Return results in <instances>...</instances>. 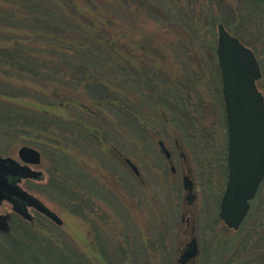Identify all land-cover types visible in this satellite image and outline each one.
I'll use <instances>...</instances> for the list:
<instances>
[{"label": "trees", "instance_id": "16d2710c", "mask_svg": "<svg viewBox=\"0 0 264 264\" xmlns=\"http://www.w3.org/2000/svg\"><path fill=\"white\" fill-rule=\"evenodd\" d=\"M99 2L103 7L94 0H0V133L37 149L45 158L47 173L40 193L63 197L65 205L72 204L74 212L81 213L90 211L93 187L99 185L83 170L84 157L107 170L104 149H119L122 135L145 134L143 121L149 117L140 112L149 103L152 113L164 108L171 112L170 119L161 117L164 128L180 122L186 136L195 128L198 140L209 142L208 126L197 117L202 99L194 93L206 80L201 59L207 58L216 68L214 49L203 44L202 24L215 36L216 25L222 23L253 51L261 71L259 56L264 55V0H236L228 11L223 0ZM215 4L220 17L211 15ZM204 10L211 15L208 21L201 18ZM141 11L150 13L149 19L155 15V22L176 36V46L173 42L164 45L177 49L174 57L183 65L173 78L156 66L155 50L161 46L145 39L129 42L128 22ZM115 20H122L120 27ZM131 45L138 54L132 53ZM222 171L225 180L224 163ZM251 217L257 220L253 227L260 231L254 235L260 238L250 246L247 242L253 236L245 238L241 255L248 258L241 264H264V227L260 224L264 201L257 211H249L243 224ZM9 224L8 232H0V264H73V255H64L63 261L64 253L52 245L45 248L52 262L41 261L29 250L28 243H37L30 223L12 214ZM229 264L239 263L231 259Z\"/></svg>", "mask_w": 264, "mask_h": 264}, {"label": "rangeland", "instance_id": "374dc122", "mask_svg": "<svg viewBox=\"0 0 264 264\" xmlns=\"http://www.w3.org/2000/svg\"><path fill=\"white\" fill-rule=\"evenodd\" d=\"M99 1L94 0L95 5L103 7ZM223 4L228 11L235 7L236 0H223ZM216 7L215 4L211 9V15L220 17ZM204 12L201 18L208 21L211 15L206 10ZM149 14L141 11L132 17L133 23L128 22L129 42L145 39L154 46H161L155 50L158 54L156 66L158 70L166 72L164 75L173 78L183 65L174 57L177 49H165L164 45L173 42L176 46V36L155 22V15L151 14L153 19H149ZM120 21H114L117 27ZM202 25L203 44L214 49L212 53L215 55L217 25L215 36H210L205 23ZM130 47L133 48L132 53L138 54L137 48ZM192 50L199 52L195 47ZM258 50L260 52L259 47ZM206 51L209 52H202ZM259 60L262 61V75L256 85L264 97V55L259 56ZM201 61L204 62L202 75L206 80L197 85L194 93L202 99V112L199 110L197 117L208 126L209 142L198 140L199 134L195 133V128L188 130L191 135L187 137L184 130H180V122L176 126L164 124V128L161 117L165 115L164 119H170L171 112L164 108L161 113L159 110L152 113L153 105L149 103L140 112L141 116L149 117L143 121L145 134L132 138L128 134L122 135L118 138L121 142L119 149L109 146L104 149L102 160L107 170L98 168L94 161L84 157L83 170L99 184L93 187L95 195L88 213L74 212V205H65L63 197L56 194L47 197L40 193V186L47 180L46 162L42 156L41 164L34 167V170L41 172L40 176L22 181L21 186L54 212L62 224L56 225L29 209L28 222L35 232L33 237L37 243H27L38 259L51 263V253H47L45 248L52 245L55 251L64 253L63 261L66 255H73V264H229L231 259L233 263L241 264L247 261L248 257L241 255L246 249L243 250V242L252 235L253 239L247 242L249 246L252 245L260 238L258 234L254 235L260 229L253 227V224H257L253 217L236 231L228 229L218 218L219 201L225 186L222 164H225L226 158L227 133L216 56V68L205 57ZM191 97L190 104L194 106L195 94L192 93ZM131 99V103L135 104L134 98ZM151 113L154 118L150 116ZM159 141L172 154L171 166L175 174L170 171V164L158 146ZM175 142L185 156V163L175 151ZM24 145L18 139L0 133V156L18 160L17 151ZM125 159L132 163L139 175L132 172ZM72 170L75 172L74 167ZM184 176L190 182L188 188L184 187ZM88 189L91 190L90 187ZM261 201H264V182L251 201L249 211H257ZM0 215L12 216L11 205L3 202ZM260 224H263V229L264 220ZM192 240L196 253L182 262L183 252ZM238 251L242 252L238 254ZM235 252L236 256L232 257Z\"/></svg>", "mask_w": 264, "mask_h": 264}, {"label": "water", "instance_id": "95a60500", "mask_svg": "<svg viewBox=\"0 0 264 264\" xmlns=\"http://www.w3.org/2000/svg\"><path fill=\"white\" fill-rule=\"evenodd\" d=\"M215 54L227 133V181L218 218L228 229L238 230L264 178V98L256 86L261 72L252 50L231 36L221 23L217 25ZM17 158L0 156V205L7 202L12 213L26 220H30L28 211L32 209L61 225L62 220L54 212L21 186L22 181L38 176L30 166L41 163L40 153L22 146ZM9 219L10 215H0L1 232L9 231Z\"/></svg>", "mask_w": 264, "mask_h": 264}, {"label": "flooded vegetation", "instance_id": "af4514ba", "mask_svg": "<svg viewBox=\"0 0 264 264\" xmlns=\"http://www.w3.org/2000/svg\"><path fill=\"white\" fill-rule=\"evenodd\" d=\"M158 146H159V148L161 149V152L164 154V156H165V159L167 160V162L170 164V171L172 172V173H174L175 174V169H174V167H172L171 165V163H172V158H171V153H170V151H168L166 148H165V146L162 144V142H158ZM175 151L178 153V156H181V157H183V159H182V162L183 163H185L186 162V160H185V156H184V154L182 153V151H181V148H180V146L175 142ZM125 163L127 164V166L129 167V168H131V170H132V172L135 174V175H139L138 174V172L136 171V170H134L131 166H130V164H129V162L127 161V160H125ZM31 168L32 169H34V166H31ZM187 171H188V169H187ZM222 173H220V175H221ZM225 181H226V178H227V166H226V158H225ZM31 180V179H30ZM183 184H184V187L185 188H188L189 186H190V182H189V180H188V178H187V176H184L183 177ZM190 198V196H188L187 197V199H189ZM33 211V210H32ZM35 212V211H34ZM191 253H193V254H195L196 253V245H195V242H194V240H192V242H191V244L190 245H187V247H186V250L183 252V261L182 262H184V261H186V260H188V258H191L193 255H191ZM191 255V256H190Z\"/></svg>", "mask_w": 264, "mask_h": 264}]
</instances>
